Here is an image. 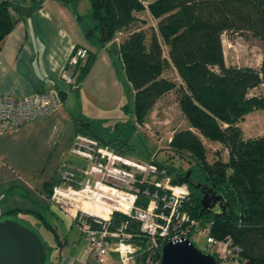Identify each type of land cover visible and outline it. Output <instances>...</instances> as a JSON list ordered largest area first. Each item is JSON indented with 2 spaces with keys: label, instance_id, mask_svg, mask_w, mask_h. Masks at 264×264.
Listing matches in <instances>:
<instances>
[{
  "label": "trees",
  "instance_id": "1",
  "mask_svg": "<svg viewBox=\"0 0 264 264\" xmlns=\"http://www.w3.org/2000/svg\"><path fill=\"white\" fill-rule=\"evenodd\" d=\"M43 1L0 0V45L14 26L30 17ZM89 1L92 22L87 24L79 17L87 40L96 39L102 48L117 33L125 32L114 54L122 62L132 101L121 105L124 117L120 121L107 125L102 120L74 114L75 134L96 138L116 152L133 156V131L146 121L160 97L175 90L188 128L174 132L168 144L172 156L186 159L188 169L157 159L154 163L166 170L172 183L189 186L191 205L187 208L192 217L212 220L215 238H232L240 249L237 264H264V134L244 138L239 126L249 113L264 110V0ZM145 8L156 20L155 29L149 32L132 28L135 14ZM226 31L258 40L262 53L258 68L226 65L222 50ZM162 43L167 46L168 56L163 55ZM93 61L94 55L87 50L86 58L75 65L72 90L78 89ZM170 66L180 77L179 83L163 76ZM253 89L259 92L250 95ZM195 132L220 143L227 158L217 156L209 161ZM58 181L59 178L54 180L50 193ZM208 191L226 198L230 204L226 215L217 218L202 211L200 200ZM19 214L38 220L33 223L35 227L53 229L38 210L9 209L0 213V220Z\"/></svg>",
  "mask_w": 264,
  "mask_h": 264
},
{
  "label": "crops",
  "instance_id": "2",
  "mask_svg": "<svg viewBox=\"0 0 264 264\" xmlns=\"http://www.w3.org/2000/svg\"><path fill=\"white\" fill-rule=\"evenodd\" d=\"M77 2L44 0L0 45V94L19 98L51 91L60 99L48 114L0 133V213L47 208L52 214L59 212L71 226L72 219L51 204L48 195L63 164L85 166L84 160L69 152L76 131L73 115L81 113L107 125L113 123L110 115L121 114L124 87L128 90L130 84L127 80L124 84L122 62L114 54L118 45L113 42L100 48L96 39L85 38ZM79 47L93 54L94 61L78 89L72 90L60 73ZM129 92L132 101L131 86ZM57 237L60 243L55 239L47 264H120L114 254L99 262L80 238Z\"/></svg>",
  "mask_w": 264,
  "mask_h": 264
},
{
  "label": "built area",
  "instance_id": "3",
  "mask_svg": "<svg viewBox=\"0 0 264 264\" xmlns=\"http://www.w3.org/2000/svg\"><path fill=\"white\" fill-rule=\"evenodd\" d=\"M117 34L113 40L118 45ZM86 56V48L75 49L61 70V79L70 87L72 67ZM59 104L51 91L19 98L0 94V133L46 115ZM69 152L86 165L63 164L48 200L78 226L99 262L114 254L120 264H159L165 243L187 238L194 244L197 236L203 239L202 251L219 257L221 264H237L239 247L230 236L215 238L212 220L191 216L189 186L172 183L166 170L154 163L156 157L122 154L80 133L74 135Z\"/></svg>",
  "mask_w": 264,
  "mask_h": 264
},
{
  "label": "rangeland",
  "instance_id": "4",
  "mask_svg": "<svg viewBox=\"0 0 264 264\" xmlns=\"http://www.w3.org/2000/svg\"><path fill=\"white\" fill-rule=\"evenodd\" d=\"M75 5L76 9L82 15L83 20L88 24L91 23V4L89 0H77ZM136 22L133 23L132 28L143 29L147 32L155 29L156 20L152 18L149 14L148 9L145 8L144 11H139L135 14ZM125 36V32L122 34H117L118 40H121ZM113 42L117 44L116 40L110 42L113 45ZM163 55H167V46L162 43ZM222 50L224 61L226 65L245 67L249 66L252 68H258L261 63L262 53L260 49V43L257 39L253 38L250 35H244L237 32L226 31L222 35ZM113 54V53H112ZM163 76L175 83H179L180 77L173 67H168L164 70ZM124 84H126V79H124ZM128 90L124 87V100L123 103H130L131 97ZM259 89L251 90V94L258 93ZM124 117L123 112L116 117L110 115V121H118ZM121 118V119H120ZM239 126L242 129V135L244 138L256 137L264 134V110H257L249 113L245 116L244 120L239 123ZM188 122L184 115L182 114L180 107L178 105V95L175 90H170L160 97L154 104L152 110L150 111L146 121L142 125H138L131 135V142L135 146L134 157H139L141 159H146V157L153 158L156 157L158 161H168L173 163L175 167H179L182 170H187L189 163L185 158H182L178 155H173L169 148V140L174 132L187 129ZM192 131H195L193 128H190ZM197 135L200 137L202 143L206 148V155L209 161H212L217 156H221L223 160L227 158V151L223 146L218 142L210 141L206 138H203L200 134ZM139 154H138V153ZM130 155V154H129ZM136 155V156H135ZM170 156H172L170 158ZM83 165H86V162L83 161ZM45 220L48 221L53 229H49L42 226H33V223L38 222V220L23 215L10 216L4 219H11L19 224L30 228L33 230L43 242L49 247L48 255L50 250H53L56 245L55 242V233L59 235L60 238H67L70 240L72 238H80L85 241L84 237L81 235L80 230L76 224L69 226L68 222H64L61 218L59 212L50 213L47 209L44 211ZM56 230V231H55ZM195 246L198 248L202 247L203 239L199 237L193 238ZM48 262V260H47ZM46 262V264H47Z\"/></svg>",
  "mask_w": 264,
  "mask_h": 264
},
{
  "label": "water",
  "instance_id": "5",
  "mask_svg": "<svg viewBox=\"0 0 264 264\" xmlns=\"http://www.w3.org/2000/svg\"><path fill=\"white\" fill-rule=\"evenodd\" d=\"M200 204L205 214L217 218L230 209L222 194L210 191L203 193ZM46 259V245L33 230L11 219L0 220V264H45ZM159 264H219V261L214 254L183 238L162 246Z\"/></svg>",
  "mask_w": 264,
  "mask_h": 264
}]
</instances>
